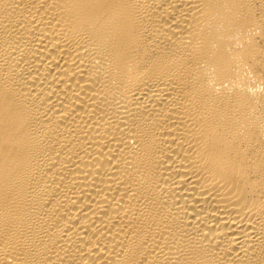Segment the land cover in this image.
Segmentation results:
<instances>
[{
	"label": "bare ground",
	"instance_id": "bare-ground-1",
	"mask_svg": "<svg viewBox=\"0 0 264 264\" xmlns=\"http://www.w3.org/2000/svg\"><path fill=\"white\" fill-rule=\"evenodd\" d=\"M0 264H264V0H0Z\"/></svg>",
	"mask_w": 264,
	"mask_h": 264
}]
</instances>
